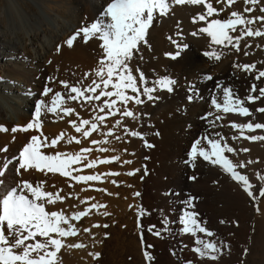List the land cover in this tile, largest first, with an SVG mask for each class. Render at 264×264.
Instances as JSON below:
<instances>
[{
	"label": "rangeland",
	"instance_id": "obj_1",
	"mask_svg": "<svg viewBox=\"0 0 264 264\" xmlns=\"http://www.w3.org/2000/svg\"><path fill=\"white\" fill-rule=\"evenodd\" d=\"M214 2L215 0H212V3ZM239 2L237 1L234 4V8L233 6L229 7L226 3H223L226 11V19L229 18L227 14H229L230 11H233L235 9L238 11L236 4ZM186 3L187 2L175 3V0H169V7L166 14L161 15L159 12H156L154 14L153 22L146 31L145 40L141 41L142 43H138V46L136 48L137 50H133L136 51L137 54L140 51L141 55L140 53L138 55L141 57V59L145 60V64L147 63L145 67H142V73L147 79L145 78L143 82L144 86L143 83L139 82L140 86L142 87V89H144L146 86H150L149 88L156 89L150 94L152 95L153 99L149 100L146 95H143V103L141 104V106L145 105V108L142 107L144 110H146V108H149L148 110H150V116L153 115L152 118H155L153 120L152 118H150L153 122L150 120V131L147 133L148 135L146 134L145 137L147 145L141 146V152L144 151L145 157L150 158H144V160H142L141 158L137 159L138 155L132 149V152L130 151L131 154L126 151L128 152V154H130V156H127V153L122 151V149L119 150L121 153L124 152V158H121L122 163L125 165L120 166L123 167L124 171L123 169H119L118 167L114 166V170L112 171V173H119L120 175H110V177H118L117 179H113L114 177L112 178L113 180H115L116 184L111 183L110 180L107 183L101 185V187L99 185V187L96 186L94 188L95 193L97 192L96 194H98V196L101 198L100 201L102 199L104 200H102L101 202L102 205L106 206L101 208L103 210L101 212L109 213V215H104V213L103 215L102 213L100 214L102 215L100 216L102 222H104L103 225H107V227H103V229H105L106 234L109 235V247L111 252L113 253V258L115 260L113 262L115 264H143L145 259V252H147L151 257V259L147 260L150 264H264V243L259 242L258 244L254 245L256 248L254 247L253 249H250V245L252 243L251 240L253 239L255 232L254 227H252L254 225V219L252 216L254 215V212L251 211L250 206L244 199L246 190L243 183L233 179L232 175L229 172L225 171L222 166L213 164L211 160H205L199 155H196L195 157L191 156L192 145L197 140L201 141L200 147H204L210 152V146L208 145V142L204 139V137L207 136L210 139H220L222 144L226 143L228 146L233 147L236 150L232 153H228L225 150V155L229 159H232L233 155L237 156L236 162L238 163H236V170L239 174L247 176L248 180H251L250 182L253 185H256V183L261 180L259 177H264V141H251L245 139L240 135V132L237 129L231 127L230 123L236 122L243 124L248 121L264 122V114L255 111V109L257 108L264 107V98L255 101V103H249L246 99L248 95H259L258 91L250 92V88L253 85L258 86L259 88H264V78H261L259 80L256 79L258 72L264 70V43H262L264 41H261L263 40L261 37H258L259 39H257L256 36L244 37L245 39L243 38L239 42V51L232 45L227 44V42L221 45L213 44L211 42V38L207 34L199 31L200 28L207 26L208 20L210 19L209 21H211V18L209 17V19H206L207 21H202V25L200 26L191 25L190 20L193 15L202 14L205 12V9L201 4L188 3V6V4ZM250 6L253 9L258 10L255 7L256 4H252ZM227 7H229V9H227ZM184 9L187 15L184 13ZM199 9L202 13H200ZM179 11H181V13ZM175 12L177 17L173 15L175 14ZM239 12L242 13V11ZM182 14H185L186 17ZM172 16L175 18H173ZM89 20L88 25L95 21L94 18H91ZM182 21L184 23H182ZM203 22H205V24ZM172 24L175 26H173ZM164 26L168 29L167 31ZM184 26L186 28H184ZM187 26H189V28H187ZM251 27L254 28L253 26ZM177 28L179 29V34ZM181 28L183 29L181 30ZM186 29L192 32L188 31V33H186ZM183 30L185 31V33L183 32ZM180 31H182V33ZM240 31H243L242 26L238 29L237 32H231L229 30V34L232 36H236L235 34L238 35ZM156 32L158 34L160 33L159 36ZM193 32L195 33V35L193 34ZM169 34H171V36H169ZM186 35H188L189 37ZM176 36H179L180 38H177ZM157 37H162V39H158ZM253 37H255L257 41L254 40L255 38ZM259 40L260 42H258ZM149 43L150 45H148ZM154 45L156 48L153 47ZM141 50L143 52H141ZM155 50L158 51L156 52ZM213 51L220 55L219 60L205 55L206 52ZM246 52L248 53L247 55H245ZM152 61H154V63H151ZM175 62H177L178 64ZM243 64L255 65V68L249 71H244L241 68L237 67V65ZM167 69L169 72L167 71ZM169 69H171V71ZM176 70H178V72ZM170 73H172L173 75H170ZM177 75L180 77H178ZM163 77H170L171 80L175 81V83L171 86L172 91L159 88L155 84V81ZM208 77H211V79H209ZM145 82L147 83L145 84ZM218 83L220 85L229 87L235 97L244 100L243 106L248 107L252 115L249 117H245L239 115L236 112L225 113L222 110H217L216 108H214V106L212 105L213 99H216L217 102L223 104V92L220 87H217ZM108 88L112 89L111 86H109ZM189 97L192 98L189 99ZM129 102L127 104L128 109L133 113L141 114L142 111H140L134 103H131V101ZM169 111L171 113L178 111L177 114H179L177 120L178 122L174 121L173 123L175 125L172 124V126L175 127H171V129L170 127L168 129L167 125L165 126L156 119L158 113V116L169 115ZM209 113H211V115H208ZM155 114L156 116L154 117ZM181 116L182 119L180 118ZM217 116L220 117L219 120L216 119ZM155 120L156 122H154ZM135 121L137 120H134L131 123L135 128L134 130L142 134L147 127V123L144 121ZM256 131L258 132L263 130H255L253 132H249L247 129H244V135H256ZM166 136L169 139H172L171 142L175 141L176 146H167L166 140H164L166 139ZM130 137L132 138V141L136 138V142L137 139H139V137ZM30 138L27 140L26 144L30 143ZM180 145H183L188 149L186 159H182L180 156L178 150ZM4 147L5 146L1 147L0 149V158L2 159H0V162L8 160L10 157V154L3 152V149H5ZM247 148L250 150L247 152L242 151V149ZM156 150L159 151L155 152ZM146 153H148L149 155ZM135 154L136 156H134ZM125 156L127 158H125ZM131 156H134V158L136 157V159L139 161H137L136 159L135 161H133V157L131 158ZM128 157H130L131 159H128ZM125 160H131L132 163H134L126 164L124 163ZM141 161L142 163H140ZM151 161H153L154 163ZM248 161H251V163H248ZM241 162L246 165L244 168L239 167V164ZM179 164L181 169L179 168ZM14 165L15 164H12L11 166L9 165L6 173L0 176V181H2V184H0V191H3L6 187H17L21 181H28L27 176H25L23 170H21V174H17L16 167ZM124 166L127 168L130 167V169L126 170ZM175 168L176 170L174 171ZM44 170L47 171V169ZM45 171L43 177L46 176V173H48V176L53 173L49 171L45 173ZM130 171L135 172V174L128 175L127 173ZM33 174L37 175L35 173ZM41 174L42 173L40 172L39 175ZM53 174L52 175L55 177L61 175L60 173ZM45 179L47 181L51 178L47 179L45 177ZM45 179L38 183H42V188L44 191L56 194L59 192L62 193L68 189L70 190V188L66 186L64 188L63 186H59L57 184L48 183V181L46 182ZM136 193H139V195H136ZM25 194L29 195V198H32L29 193ZM262 197L264 196L259 194L258 200H261ZM189 201H191V206H189ZM54 205H57V209L52 210V207ZM68 205L69 204L63 201H57L53 205H46V211H63V213L65 212L64 214L69 217H71L70 214H72V212L74 211L80 212L78 210H74L71 206L68 207ZM167 206L173 209L172 221L165 217L164 211L168 209ZM106 208L107 210L104 211V209ZM241 208L244 209L241 210ZM161 209L164 211L162 212ZM186 211L196 213V219L205 223L204 226L200 222L201 226L205 227L210 232H213L214 225L218 224L221 221L220 219H222V217H224L225 215L233 216L232 218L229 217V222H231L230 224L231 226H233V228L238 227V229H240H237L240 239L242 238L241 240L239 239V247H229L225 248V250L224 247H222V251L217 250L216 248L215 251H211L208 255L201 256L198 252L194 251V249L202 247V244H198L197 241H209L213 243L212 239H210L212 238V235L208 236L206 233H201L199 231H197L194 235L185 234L184 232H182L183 225L181 224L180 218ZM139 213L143 214L138 215ZM203 215L207 217H204L202 219L200 218L199 220V217H203ZM249 215L251 221L245 222V219L249 217ZM242 216H245L246 218L244 219V217ZM243 220L244 224H242ZM206 221H208V223ZM235 221H237V223ZM83 222L84 220L82 218L78 220L70 219V223L74 224L77 233L80 231V236L84 233V229L88 228L87 224ZM138 223L140 225L139 227ZM248 224H250V229L247 228ZM153 225L155 227L152 228L151 231H149L150 226ZM62 226L67 227V225ZM102 226L98 228L94 227L93 230H95V233L93 230V232H88L89 234L94 233V236H97L95 240L93 238L92 240H89L88 238L89 244L86 240L88 247L90 246L91 241V244L93 245H91L90 247L95 246L94 248L97 249V238L99 237L98 233L101 232L100 229ZM241 226L244 228H242ZM256 231L260 233V228L257 227ZM156 233H159V235H156ZM232 233L231 236L232 238H234ZM79 235L77 234V236ZM70 237L71 236L64 239L68 238L70 240ZM72 237L73 239H76V236ZM42 238L43 237L37 236L36 240H42ZM247 241H249L250 243L247 244ZM33 242L34 241H28V243ZM75 243H78L77 240L74 241V244ZM96 243L97 245H95ZM149 245H151V247H149ZM17 251L22 250L19 249ZM212 257L215 258L213 259Z\"/></svg>",
	"mask_w": 264,
	"mask_h": 264
},
{
	"label": "bare ground",
	"instance_id": "obj_2",
	"mask_svg": "<svg viewBox=\"0 0 264 264\" xmlns=\"http://www.w3.org/2000/svg\"><path fill=\"white\" fill-rule=\"evenodd\" d=\"M108 1L109 0H0V126H3V128L7 129V131H0V149H1V147L5 146L4 148H6L7 151H3V152L10 154L9 159H11L14 156L18 155L19 151L22 150V148L26 145L27 140L32 136L40 137L41 141L46 140V142L48 143L49 146L40 148V151L46 155H55L58 152L75 155L76 153H79L81 151V149L89 148L90 151L88 153H81V155L83 157H86V158L81 159V161L79 163L70 166L71 168L79 169V171L72 172L71 176L66 177L63 175H59L58 177H55V176H53L54 175L53 173H52L53 175L51 173H49V174H51V175H49L50 176L49 177L48 173H46L47 171H45V170L40 171V170H36L35 168H33L30 171H24L25 176H27V180L34 185H37L40 181H42L46 177L47 179L51 178V179L47 180L48 183L57 184L59 186H63L64 188H65V186L70 188L71 191L68 189L62 193L59 192V195L64 197L63 202L69 204L68 207L71 206L76 211L77 210L83 211L90 204H93V203L100 204L102 202L103 199L100 201L101 198L98 196V194H96L97 192L95 193L94 188L96 186L99 187V185L101 187V185L107 183L110 180H111V183H113L112 180L118 178V177L115 178V176L110 177V174H108V173H112V171L114 170V166L118 167L119 169L120 168L123 169V167H120V166L125 165L122 163V158H124V155H123L124 152L128 151L130 153V151L132 149L138 155L137 159L141 158L142 160H144V158H146L144 155V151L141 152L142 151L141 146L147 145L146 144L147 141H146L145 137H146V134L150 131V120H151L150 118L153 117V115L150 116V110H148L149 108H146V110L143 109V108H145L144 107L145 105L144 106H141V104L137 105L134 101H131V103H134L135 106L140 111H142L141 114L135 113L137 116L136 119H132L129 117H122L119 112H115V115H107L103 123L97 122L98 126H99V131L92 132L88 138H84L82 135V132L81 133L76 132L75 128L69 123V121H75L77 126H81L80 121L83 119L93 120V118L96 116L105 115L104 112L100 111L99 106L101 104H103L105 99H116L115 96H113L111 98L101 97L100 100H93L91 102V104H88L87 102L82 101V100H78V101H71V100H66V99L64 101L58 100L57 103L60 105V107H62V108L71 107V108L75 109V112H73L72 114H69V115H65L64 112L60 110V107H58L54 113L48 112L46 110V108H42L41 115L38 118L35 117V107H36V103L38 100L44 101L45 105H48V104H50L52 97L56 92H60L62 94L65 93L64 87L59 83L60 81H68L71 84H77L78 82L83 81V84L80 86L81 87H87L91 83L92 80L98 79L94 75V69L97 68L98 61H99L101 55L103 54L102 50L100 48L102 41L99 40L97 37H92L91 39L88 40L87 43H85L83 36H81L74 42L72 47H68L66 44V40L69 38L70 35H72L79 28H81L85 25H88L89 19L94 18L96 21L97 19L102 18L101 14L103 13L107 4L110 2V1L109 2ZM237 1L238 2L240 1L239 3L236 4L238 11H242V13L244 14V16L246 18H254L256 16L264 15V13H261L259 11L260 8L264 7V0H261L260 3L256 4L255 7L258 10H255L250 5L243 3V0H237ZM186 4H188V3H186ZM191 4H190V6H191ZM188 6H189V4H188ZM213 6L216 7L217 9H223V11L219 12V14H213V17L212 16L210 17L211 20H213V19H220V20L226 19V15H225L226 11H225L224 4L223 3L217 4L214 2ZM247 7H251L253 9V11L252 12H244V9ZM178 8H180V7H178ZM192 8H194V7H192ZM233 8H234V5H233ZM227 9H229V7H227ZM235 10H233V11H235ZM179 12L181 13V11H179ZM230 12H232V11H230ZM184 13L186 14L185 9H184ZM200 13H202L201 10H200ZM227 13H228V11H227ZM185 14H182V15L185 16ZM173 15H175V17H177L176 12ZM196 16L197 15H193V17L190 20V22H191L190 24L195 25V26L196 25H199V26L202 25L201 20L196 19L194 22V17H196ZM175 17H173V18H175ZM185 19H188V18H185ZM208 19H209V17H208ZM172 21H173V19H172ZM180 21H181V18H180ZM205 21H207V20H205ZM166 22H168V21H166ZM171 22H170V24H171ZM185 22H187V21H185ZM182 23H184V22L182 21ZM203 23L205 24V22H203ZM179 25H180V23H179ZM188 25H189V22H188ZM173 26H175V25H173ZM185 26H184V28H186ZM252 26L254 28H259V27H261V24H260V22H257ZM187 28H189V26H187ZM182 29L183 28H181V30ZM190 29H192V28H190ZM167 30L168 29L166 28V31ZM262 30H264V28H262ZM188 31L189 30H187L186 33H188ZM180 32L182 33V31H180ZM183 32L185 33L184 30H183ZM189 32H192V31H189ZM197 33H199V32H197ZM159 34H158V36H159ZM171 34H169V36H171ZM178 34H179V29H178ZM235 35H237V34H235ZM186 36H188V35H186ZM157 38L162 39V37H160V38L157 37ZM157 38H155V39H157ZM253 38H255V37H253ZM261 38L263 39L261 41H264V36H261ZM172 39H173V37H172ZM257 39H259V38L257 37ZM257 39L255 38L254 40L257 41ZM170 40H171V38H170ZM157 41H155V42H157ZM155 42H154V44H155ZM258 42H260V40ZM262 43H264V42H262ZM148 45H150V43ZM58 46L60 48L59 51H57ZM153 47H155V45ZM138 51H139V49H138ZM155 51L157 52L158 50H155ZM141 52H143V51L141 50ZM139 53H140V51H139ZM138 54L136 51L132 52V59L129 61V65L134 70L133 74L137 76L138 86H139L140 92H141L140 99L143 100L142 99L143 89L139 83V73H142V70H143L142 67L143 66L145 67V65L147 63L145 64V60L141 59V57ZM154 54H155V52H154ZM173 54H175V53H173ZM140 55H141V53H140ZM156 55H157V53H156ZM152 56H153V54H152ZM183 57H182V59H183ZM151 63H154V61H152ZM175 63H177V62H175ZM172 66H174V65H172ZM177 68H179V67H177ZM136 69H139V73L135 71ZM171 69H169V70L171 71ZM167 71H168V69H167ZM176 71L178 72V70H176ZM180 72H181V70H180ZM85 73L90 74L88 79H85V75H84ZM171 74L172 73H170V75ZM180 76H181V74H180ZM180 76H178V77H180ZM195 76H197V75H195ZM98 80H97V82H99ZM114 80H115V78H114ZM188 80H189V78H188ZM146 83L147 82H145V84ZM199 83H200V81H199ZM46 86L50 87L53 90V92L49 93L47 96L42 94L44 92V88ZM143 86H144V83H143ZM106 90L107 91H113L114 89L108 88ZM98 93H99V89L97 90L96 93H86V95H97ZM127 94L128 95H135L130 90L127 92ZM130 106H132V105H130ZM115 107L123 110V108L125 106L118 101ZM127 108H128V106H127ZM113 111H115V109H113ZM177 112L178 111L173 112V113L170 112L171 114L168 113L169 115H160V116H158L159 113L158 114L156 113L157 114L156 119L158 121H160L162 124H164L165 126L167 125L168 129H169V127L171 129V127L172 128L175 127V126H172V124H174L173 122L174 121L178 122L177 120H178L179 114H177ZM156 114L154 115V117L156 116ZM34 118L39 119L41 122L39 130H37L36 128H33V129H29L27 131H23V130H18L16 132L12 131L13 127L23 128L31 120L34 121ZM180 118L182 119V116ZM153 119H155V118H152V120ZM134 120H137L139 122L144 121L147 123V127L145 128L144 132L141 134L142 138L139 137V139H137V142L135 140L136 138L132 141V138L130 137L131 135L129 136V134L124 131L125 126H127L130 130L135 129L132 126L133 124H131ZM117 121H121V123L117 124ZM137 121H135V122H137ZM152 122H151V124H152ZM154 122H156V120ZM169 125H171V126H169ZM89 127H90V125L83 126L82 130L87 129ZM164 128H166V127H164ZM109 130H111V135H108ZM61 134H63L62 138L57 141V145L55 147L51 146L52 140L58 136H61ZM256 135H264V130L258 131L256 133ZM73 137H75L76 140H79V143H77L76 140H72ZM117 137H119V139H117ZM167 138L168 137L166 136V139H164V140H166L167 146L168 145H170L171 147H172V145L176 146L175 141L171 142L172 139H169V138L167 139ZM69 140H72V142L69 143ZM93 140L98 141V143L93 145L91 143V141H93ZM256 141H259V140H256ZM163 147H165V146H163ZM101 148L106 149V151H100ZM135 148H137V149H135ZM150 148H152V147H150ZM248 148H249V146H248ZM121 149H122V151H124L123 153H121L119 151ZM178 150H179L181 158L186 159L187 154H188L187 147L180 145ZM158 151L159 150H156L155 152H158ZM128 152H126L127 156L128 155L130 156L131 153L128 154ZM134 152H133V154H134ZM126 153H125V155H126ZM136 154L134 156H136ZM146 154H148V153H146ZM134 156H131V158L132 157L134 158ZM111 157H118L119 159L112 161V162H109V163H100L99 162L102 159H108ZM61 158L67 159L66 156L61 157ZM125 158H127V157L125 156ZM129 158L130 157H128V159ZM133 158H132V160L135 161L136 157L134 159ZM149 158H146V159H149ZM93 160L97 161V163L93 167H91V168L85 167V165H87L89 162H91ZM174 160H175V158H174ZM230 160H232L234 165H236V163H238V162H236V160H237L236 155H233L232 159H230ZM263 160H264V158H263ZM125 161H124V163H125ZM129 161H131V160H129ZM137 161H139V160H137ZM151 162H153V161H151ZM16 163H17L16 161H13V164L16 165ZM131 163H132V161H131ZM140 163H142V161ZM135 164H137V163H135ZM78 167H81V168H78ZM179 168H180V164H179ZM125 169L129 170L130 167L129 168L125 167ZM236 169L237 168H235V171H237ZM175 170H176V168L174 169V171ZM44 171L46 173L45 177H43ZM123 171H124V169H123ZM132 171H133V169H132ZM40 172L42 173L41 175H39ZM114 172H116V171H114ZM117 172H118V170H117ZM119 172H120V170H119ZM33 173H35L37 175H34ZM106 174H108V175H106ZM76 175H82V176L101 175L102 178L100 180H96V181H80V182H77L75 179H73V177ZM51 176H53V177H51ZM45 181H46V179H45ZM113 181H115V180H113ZM250 181H249V184L251 185V188L249 190L252 191L253 195L249 196L248 191H246V194L244 195L245 196L244 199H245L246 203L250 206L251 211L254 212L253 213L254 215H252L253 219H254V225L252 227H254L255 232H254L253 239L251 238L252 243L250 245V249H253L255 247L254 245L258 244L259 242L264 243V197H262L261 200H258V196L260 194V189L262 187H264V179H261L260 181L258 180L259 182L256 183V185H253ZM132 194H134V193H132ZM85 198H90V199H88L86 203H81V201L85 200ZM134 198H136V197H134ZM137 202H138V200H137ZM101 205H102V203H101ZM127 205H128V203H127ZM249 206H247V207H249ZM52 208H53L52 210L57 209V205H54ZM120 208H121V206H120ZM167 208H168V209H166L167 211L166 210L164 211L162 209L161 210H162V212L163 211L165 212V217H167L169 220L172 221L173 220V217H172L173 209L168 207V206H167ZM242 209H244V208H241V210ZM105 210H107V208L104 209V211ZM101 211H103L101 208L98 210L93 209L87 216L82 217L85 224H87V227L91 228V231L94 228V227H92L93 224H99L101 226L103 225L104 222H102V219L100 216H102L104 212L102 213ZM74 212H72V213H74ZM101 213H102V215H100ZM204 215H203V217L200 216L199 220H200V218L202 219L204 217L205 218L207 217ZM245 216H242V217H244V219H245L246 218ZM229 217L232 218L233 216H231V215L226 216L225 215L224 217H222V219H220L221 221L218 224L214 225L213 232H211L212 238H210V239H212L213 244L216 245L217 250L222 251V247H224V250H225V248H229V247H233V248L239 247L238 245L240 244L239 243L240 237H239L238 230H240V229H238V227L233 228V226H231V224H230L231 222H229L230 221ZM253 219H252V221H253ZM203 221H204V219H203ZM246 221L247 222L251 221L250 215H249V217H247L245 219V222ZM199 222H201V221H199ZM206 222L208 223V221H206ZM235 222L237 223V221H235ZM240 222H242V221H240ZM201 223L205 226L204 222H201ZM242 224H244V220H243ZM85 227H86V225H85ZM257 227L260 228V233H258L256 231ZM96 228H98V227H96ZM242 228H244V227H242ZM247 228H249V229L251 228L250 224H248ZM100 230H101V232H99V233L96 231L98 233V236H99L97 238L98 239V241H97L98 245H97V243L95 244L98 246L97 249L94 248L95 246L90 247L91 245H93V244H91L92 243L91 241H90V246L88 247V245H87L88 238H89V240H92V238L95 240V238L97 237V236H94L95 230H93L94 233H90L91 236L88 232H87L88 234L85 232H84L85 233L84 234L82 232L83 234L80 233V234H82L80 236L79 235L80 231L78 232L79 236L75 235L76 239L75 238L74 239L77 240L78 243H82L83 245H85V247H83V248L68 247V245H74L75 240L73 239L72 236L70 237V240L68 238L67 239L63 238L65 247H63L60 250V252L58 253V257H57L58 258V264H115L113 262V261H115L113 258V253L111 252L110 247H109L110 246L109 235H105L106 230L103 229V226L101 227ZM231 233L233 234L234 238H232ZM88 235H89V237H88ZM42 240H43V238H42ZM249 243L250 242L247 241V244H249ZM75 244H77V243H75ZM88 244H89V241H88ZM20 250H22V249H20ZM90 253H100V256L98 258L94 259L93 256L90 255ZM143 264H150V263L146 259H144Z\"/></svg>",
	"mask_w": 264,
	"mask_h": 264
},
{
	"label": "snow or ice",
	"instance_id": "obj_3",
	"mask_svg": "<svg viewBox=\"0 0 264 264\" xmlns=\"http://www.w3.org/2000/svg\"><path fill=\"white\" fill-rule=\"evenodd\" d=\"M193 3L201 4L205 8V12L202 14H197L194 17V22L196 19L205 21L208 17L213 16V14H219L223 9H217L213 6L212 0H175V3ZM237 0H215V3H226L229 7H232ZM261 0H243V3L252 5L258 4ZM169 7V0H110V2L105 7L102 18L97 19L90 25H85L75 31L66 40L68 47H72L74 42L81 36H83L84 42L87 43L92 37H97L102 41L100 48L102 50V55L98 61V66L94 69V75L99 79L92 80L87 87H81L83 81L77 84H71L68 81H60L59 83L64 87L65 93L56 92L50 104L45 105L44 101H37L35 107V117L38 118L41 115L42 108H46L48 112L54 113L60 105L57 103L59 101L71 100L78 101L82 100L91 104L93 100H100L101 97L111 98L113 96L116 99H105L103 104L99 106L100 111L104 112L105 115H99L93 118V120L83 119L80 121L81 126H77L75 121H69V123L75 128L78 133L82 132L84 138H88L92 132L99 131L98 123H103L107 115H115V112H119L122 117H129L136 119L135 113L127 108L129 101H134L137 105L142 104L143 101L140 99V88L138 86L137 76L133 74V69L129 65V61L132 59V52L137 48L138 43L145 40L146 31L151 26L154 14L159 12L161 15L166 14ZM251 7L244 9V12H252ZM259 11L264 13V7L260 8ZM229 18L220 20L213 19L208 21L206 27L199 29L200 32L207 34L211 38V42L216 45H221L227 42V44L232 45L239 51V42L244 37H261L264 36V15L256 16L254 18H246L243 13L239 11H232L228 14ZM260 22L261 27L253 29L251 26L255 23ZM243 27V31H240L238 35L232 36L229 34L231 32H237L240 27ZM195 35V33H193ZM60 48L58 46L57 51ZM248 53L246 52L245 55ZM170 55V54H169ZM205 55L220 59L215 51L206 52ZM244 71H249L255 68V65L243 64L237 65ZM139 73V69L135 70ZM85 79H88L89 73H85ZM115 78V82H114ZM211 79V77H208ZM264 78V70L258 72L256 79L259 80ZM145 77L143 73H139V82L143 83ZM175 83L168 77H163L155 81V84L162 89L172 91V85ZM111 85L114 91H107L108 87ZM223 92V104L217 102L216 99L212 100V105L217 110H222L225 113L236 112L239 115L249 117L252 113L249 111L248 107H244V100L237 98L233 95L232 90L227 87L217 84ZM99 89L97 95H86V93H96ZM131 91L135 95H128L127 92ZM155 88L145 87L143 89V95H146L149 100L153 99L152 92ZM259 92L258 96L248 95L246 97L249 103H255V101L264 98V88H259L253 85L250 88V92ZM53 90L50 87H45L43 95L47 96L52 93ZM192 97H189L191 99ZM120 102L125 107L123 110L116 108L117 102ZM115 109V111H113ZM60 110L64 112L65 115L72 114L75 109L71 107L62 108ZM107 110V111H106ZM256 112L264 114V107L255 109ZM208 115H211L209 113ZM217 120L220 119L219 116L216 117ZM121 121H117V124ZM231 127L237 129L240 135L245 139L256 141H264V135H244V129L249 132L255 130H264V122H252L248 121L243 124L230 122ZM41 122L39 119L34 118V122H29L23 128L13 127L12 131L16 132L18 130L27 131L29 129L36 128L40 129ZM90 125L89 128L82 130L83 126ZM0 131H7V129L0 126ZM124 131L133 137H141V133L130 130L127 126L124 127ZM58 136L54 138L51 142V146L55 147L57 141L62 138ZM108 135H111V130H109ZM119 139V137H117ZM210 146L211 151L209 152L204 147H200V140H197L192 145L191 156L195 157L199 155L205 160H211L213 164L220 165L225 171L231 173L233 179L240 181L245 186V190L248 191V195L252 196L253 193L249 189L251 185L249 184L248 177L239 174L235 171L236 165L233 164L225 155V150L228 153L236 151L233 147L228 146L226 143L222 144L220 139H210L209 137H204ZM72 140H76L75 137ZM69 140V143L72 142ZM79 143V140H76ZM93 145L97 144L98 141H91ZM48 143L41 141L40 137L32 136L30 138V143L26 144L22 150L19 151L17 156L11 159L0 162V176L4 175L9 168V165L16 161V171L17 174H21V170L30 171L33 168L36 170L43 171L47 169L49 172L60 173L63 176H71L72 172L79 171V169L71 168V165L77 164L86 157H83L81 153H88L89 148H83L79 153L66 154V153H56L55 155H45L40 151L42 147H48ZM7 151V149H3ZM100 151H106V149L101 148ZM242 151H249V149H242ZM67 157V159H62L61 157ZM118 157H111L108 159H102L100 163H109L118 160ZM97 163L96 160L89 162L85 167H93ZM125 163H131V161H125ZM251 163V161H248ZM246 165L241 162L239 164L240 168H244ZM110 175H119V173H108ZM106 174V175H108ZM128 175H134V172L127 173ZM101 175H76L73 177L77 182L80 181H96L100 180ZM264 179V177H259ZM115 183V181H113ZM2 184V181H0ZM29 193L32 198H29ZM71 195V194H70ZM139 195V193H136ZM260 195L264 196V187L260 189ZM64 197L60 196L59 193L55 195L44 191L42 184L33 185L28 181H21L17 187H6L3 191H0V264H58V253L65 247L63 238L69 236L77 235V230L70 219L78 220L82 217L87 216L93 209H100L106 207L101 204H90L87 208L80 212H74L71 217L66 216L62 211H46V205H53L57 201H63ZM90 198H85L81 203H86ZM39 201V202H37ZM191 206V201L188 202ZM139 213L138 215H142ZM104 215H109V213H104ZM196 213L194 212H184L181 216L182 232L185 234H195L197 231L201 233H206L211 236L212 233L208 231L205 227L201 226V223L196 219ZM223 222V221H222ZM62 225H67L63 227ZM99 224H93L92 227H100ZM138 223V227H139ZM107 227V225H103ZM155 226H150L149 231ZM91 229L85 228L84 232H90ZM55 234V235H53ZM107 235V234H105ZM159 235V233H156ZM43 237V240H36V237ZM28 241H34L33 243H28ZM143 243V240H142ZM198 244H202L201 248H196L194 251L198 252L201 256L208 255L211 251L216 250V245L209 241H197ZM68 247L83 248L85 245L82 243H77L74 245H68ZM151 247V245H149ZM22 249V251H17ZM93 258H98L100 253H90ZM145 259H151L150 255L145 252ZM213 259L215 257H212Z\"/></svg>",
	"mask_w": 264,
	"mask_h": 264
}]
</instances>
